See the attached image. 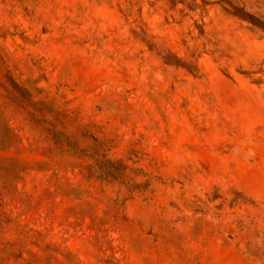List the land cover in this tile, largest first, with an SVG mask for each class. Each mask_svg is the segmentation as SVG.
Segmentation results:
<instances>
[{"label":"rangeland","instance_id":"obj_1","mask_svg":"<svg viewBox=\"0 0 264 264\" xmlns=\"http://www.w3.org/2000/svg\"><path fill=\"white\" fill-rule=\"evenodd\" d=\"M224 2L264 18L0 0V264H264V31Z\"/></svg>","mask_w":264,"mask_h":264},{"label":"trees","instance_id":"obj_2","mask_svg":"<svg viewBox=\"0 0 264 264\" xmlns=\"http://www.w3.org/2000/svg\"><path fill=\"white\" fill-rule=\"evenodd\" d=\"M224 3L230 7V12L232 15L241 18L242 20H246L264 31V18H259L258 16L252 14L248 11L246 6H235L231 2ZM10 80L12 82V78H10ZM19 89L25 92L22 88ZM96 162L99 171L98 176L101 179L119 181L122 185L124 184L125 180L123 176L127 168L124 167L122 163L113 162L110 160H96ZM143 184L144 188L147 189L150 186V180H146ZM135 189L136 187H130L128 188V192L131 193Z\"/></svg>","mask_w":264,"mask_h":264}]
</instances>
